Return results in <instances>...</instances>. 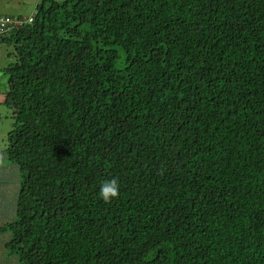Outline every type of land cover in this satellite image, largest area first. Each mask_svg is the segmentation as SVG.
<instances>
[{"label":"trees","instance_id":"16d2710c","mask_svg":"<svg viewBox=\"0 0 264 264\" xmlns=\"http://www.w3.org/2000/svg\"><path fill=\"white\" fill-rule=\"evenodd\" d=\"M32 14H0L22 22L0 36L22 178L0 209L8 261L264 264V0Z\"/></svg>","mask_w":264,"mask_h":264},{"label":"rangeland","instance_id":"374dc122","mask_svg":"<svg viewBox=\"0 0 264 264\" xmlns=\"http://www.w3.org/2000/svg\"><path fill=\"white\" fill-rule=\"evenodd\" d=\"M63 1V0H57ZM42 0H0V14L18 16L19 14L29 16L36 11V6ZM12 45L0 42V209L3 208V200L6 199L11 187H20L21 175L17 165L9 161L6 153L8 147L9 133L13 130L15 120L13 110L5 104L8 92V75L6 68L16 61ZM8 219L6 222H11ZM9 237L8 233H0V250H3L1 239Z\"/></svg>","mask_w":264,"mask_h":264},{"label":"clouds","instance_id":"9594fccd","mask_svg":"<svg viewBox=\"0 0 264 264\" xmlns=\"http://www.w3.org/2000/svg\"><path fill=\"white\" fill-rule=\"evenodd\" d=\"M120 193V185L116 180L104 181L101 185L99 196L105 203L118 198ZM9 241V240H8ZM15 261V259H13Z\"/></svg>","mask_w":264,"mask_h":264},{"label":"crops","instance_id":"0c3cea01","mask_svg":"<svg viewBox=\"0 0 264 264\" xmlns=\"http://www.w3.org/2000/svg\"><path fill=\"white\" fill-rule=\"evenodd\" d=\"M34 13V12H33ZM21 14H19L18 16H20ZM30 15H33L32 13L31 14H29V16ZM22 17H24V18H27L28 16H24V15H22ZM3 218H4V216H3ZM1 234H4V233H1ZM10 236V235H9ZM8 240H9V237L7 236V237H3L2 239H1V243H2V246H3V250H0V264H18L16 261H14V260H10V261H8V258H9V256H10V254H9V251L7 250V248H6V243L8 242Z\"/></svg>","mask_w":264,"mask_h":264},{"label":"built area","instance_id":"2783aa9c","mask_svg":"<svg viewBox=\"0 0 264 264\" xmlns=\"http://www.w3.org/2000/svg\"><path fill=\"white\" fill-rule=\"evenodd\" d=\"M13 20H16V19L0 17V36L8 32L7 25L12 24V23H15L17 25L22 24V22L19 20H16L17 22H14Z\"/></svg>","mask_w":264,"mask_h":264}]
</instances>
